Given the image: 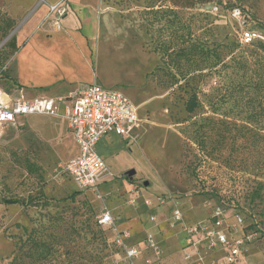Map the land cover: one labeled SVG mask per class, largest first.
Here are the masks:
<instances>
[{
	"label": "rangeland",
	"instance_id": "374dc122",
	"mask_svg": "<svg viewBox=\"0 0 264 264\" xmlns=\"http://www.w3.org/2000/svg\"><path fill=\"white\" fill-rule=\"evenodd\" d=\"M40 4L0 0V64L7 62L14 78L9 41L14 36L19 45L18 31ZM97 12L89 81L122 92L137 107L142 127L126 142L135 144L134 162L117 174L123 184L101 191L99 200L76 192L58 172L74 149L69 135L49 129L60 117L41 122V130L28 123L3 127L0 199L39 203L0 202V264H95L99 258L114 264L112 233L96 220L106 207L120 224L123 205L142 210L135 233L156 226L166 251L180 249L190 225L210 228L220 207L228 239L251 236L232 264H264V0H99ZM40 27L55 31L45 14ZM245 31L255 36L246 41ZM33 88L52 98L63 92L58 84ZM110 148L102 153L115 174L123 155H109ZM131 168L132 176H123ZM136 191L150 204L133 205ZM159 196L164 202L157 205ZM175 204L179 224L170 214ZM226 253L217 245L200 252L197 262L222 264Z\"/></svg>",
	"mask_w": 264,
	"mask_h": 264
},
{
	"label": "built area",
	"instance_id": "2783aa9c",
	"mask_svg": "<svg viewBox=\"0 0 264 264\" xmlns=\"http://www.w3.org/2000/svg\"><path fill=\"white\" fill-rule=\"evenodd\" d=\"M45 3L47 19L53 30L62 29V21L68 12L67 0H56ZM255 36L252 31H245L244 38L250 41ZM8 67L6 62L1 69ZM16 89L5 87L0 81V132L8 125H19V119L31 115H45L50 117H62L66 121L67 128L76 144V154L58 165V172L68 177L76 189L82 192L94 193L96 199H102L99 192V183L111 174L107 164L97 152L99 140L107 134L127 138L132 132L139 128L140 119L137 107L120 91L104 88L94 82L81 83L78 89L68 98L36 97L28 99L23 94L11 95ZM62 105V111L60 106ZM139 198L138 191L130 202L134 205ZM157 205L164 202V197L159 196ZM148 199H143V204L149 205ZM172 221L174 224L182 223V213L175 204L172 209ZM212 224L205 228L199 224L190 225L186 229L188 242L186 246H192L199 255L197 242L192 236L201 235L203 249L208 252L215 246L221 245L226 249L224 263L232 264L243 253L244 243L251 238L250 234L239 238L228 239L222 229L223 210L216 207L211 215ZM237 222L241 218L235 217ZM154 222L156 217L149 216ZM97 222L103 227H109L113 234L115 247L118 248L116 255L122 257L124 264H137L144 252L147 253L145 264H164L162 248L155 239L153 233L147 232L142 240V246L130 244L131 233L120 230L115 218L110 211L104 207L97 216ZM188 263L191 253L186 251L183 255Z\"/></svg>",
	"mask_w": 264,
	"mask_h": 264
},
{
	"label": "crops",
	"instance_id": "0c3cea01",
	"mask_svg": "<svg viewBox=\"0 0 264 264\" xmlns=\"http://www.w3.org/2000/svg\"><path fill=\"white\" fill-rule=\"evenodd\" d=\"M47 1L52 3L56 0ZM67 1L68 12L62 21L61 30L46 33L42 27L36 28L46 12V6L44 4H40L37 8L35 7L32 10V15H30L18 31L17 40L19 45L18 50L13 55L12 61L15 68L16 80L19 83L20 88L11 91V95L15 96L21 93L28 99L36 97H49L43 94V92L35 93L33 91V87L35 86L36 88L44 89L58 84L63 91L62 95L58 97L68 98L78 89L81 83L91 82L89 81V77L94 76V72H90V67L92 68V58L94 56L92 50L96 49V45L99 40V12H97L99 0ZM20 77L26 82H21ZM62 109L61 105L60 110L62 111ZM51 118L52 117L45 115H31L19 119V124L28 123L29 125H33L34 128L41 130V128H43L41 122L50 120ZM53 123L55 126L51 127L50 125L49 129L63 131V136L69 135L73 141L74 148L71 156L76 154L77 147L67 128L66 121L60 117L59 119L51 122V124ZM141 125L142 119H140L139 128L135 129L130 137L123 138L115 134H107L99 140L97 152L103 158L111 172V174L105 177L98 185V189L101 194L103 191L105 192L111 187L116 188L123 184L124 180L119 183L117 182V180H119V176H117V174L129 168L128 166L134 162L131 157V152L135 144L132 146L126 142L139 134L142 127ZM42 131H46V129H43ZM119 145L120 148H117ZM102 148H110L108 153L109 155L114 156L119 152L123 155V158L118 161L119 163L116 166L117 173L112 174V168L110 169V164L106 161V158L102 153ZM132 169L133 168L129 170ZM124 175L125 174L123 173V176ZM114 177H116V179L112 181ZM130 196L134 197L132 194ZM143 198L144 194H142V197L139 196L137 199V205L144 206ZM172 209L170 214H172ZM118 211V213H120V224L117 223L116 225L120 230H125L131 233V239L129 241L130 244L142 246V240L145 234L147 232H151L162 248L164 264H200L197 262V251H195L192 246H186L188 242V235L184 231V235L181 238L184 242L180 245V249L175 248L171 251H166L167 249H164V245L162 243L163 238L156 226L150 225L149 227L147 224L145 225L147 228L145 226L142 227L143 232L141 235L139 233H135L137 226L135 225V220L140 217L139 213L142 210L139 212L134 207L123 205L119 207ZM113 217L115 218V222H117L118 217L116 218L114 215ZM129 217L130 220H128ZM171 232L172 231L166 229L164 236L169 237ZM175 233L176 232H173V234ZM192 238H194V240H199L197 242L199 253L204 252L201 235L198 234L194 237L192 236ZM212 250L208 252H211ZM186 251L191 253V259L188 263L183 258ZM114 257V264H124L122 257H119V255L116 254H114ZM146 257L147 253L144 252L141 258L137 261V264H145L144 262ZM118 259L120 260L118 261ZM207 261L210 260L206 259L203 263L206 264L205 262Z\"/></svg>",
	"mask_w": 264,
	"mask_h": 264
},
{
	"label": "trees",
	"instance_id": "16d2710c",
	"mask_svg": "<svg viewBox=\"0 0 264 264\" xmlns=\"http://www.w3.org/2000/svg\"><path fill=\"white\" fill-rule=\"evenodd\" d=\"M8 20V23H7V27L8 28H11V27H13L14 26V19H12V18H9V19H7ZM9 43H10V46H11V48H12V50L14 51V52H16L17 50H18V46H17V44H16V38L14 37V36H12L11 37V39H10V41H9ZM2 64H0V81H1V83L5 86V87H7V88H13V89H18V88H20V85H19V83L17 82V80H16V78H14V77H12L10 74H9V68L7 67L5 70H2L1 69V67L3 66H1ZM194 106H195V95H193V96H191L189 99H188V102H187V111H192L193 110V108H194ZM261 110H263L262 109V107H261ZM260 112H262V111H256V113H260ZM76 192H82V191H79V190H77L76 189ZM0 202H2V203H4V204H21V205H31V206H36V205H38V203L39 202H37V201H35V200H33V199H27V201H24V200H21V199H18V198H1L0 199ZM97 221V220H96ZM101 226V225H100ZM102 227V229H104V230H109L111 233H112V231H111V229L109 228V227H103V226H101ZM113 234H112V236H111V239H110V244L112 245V253H114V254H116L119 250H118V248L117 247H115V245H114V241H113ZM36 242V241H35ZM97 258V257H96ZM94 260V259H93ZM93 260H92V262L91 261H89L90 262V264H92L93 263ZM95 264H101V258H99V261H96V263Z\"/></svg>",
	"mask_w": 264,
	"mask_h": 264
},
{
	"label": "water",
	"instance_id": "95a60500",
	"mask_svg": "<svg viewBox=\"0 0 264 264\" xmlns=\"http://www.w3.org/2000/svg\"><path fill=\"white\" fill-rule=\"evenodd\" d=\"M133 173H134V170L132 169V170L126 171L125 172V175H127L130 178ZM144 184L146 185L147 184V181H145Z\"/></svg>",
	"mask_w": 264,
	"mask_h": 264
}]
</instances>
